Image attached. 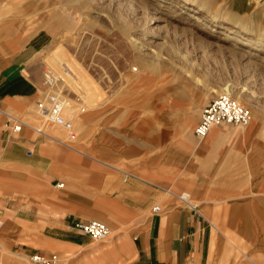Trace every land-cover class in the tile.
I'll return each instance as SVG.
<instances>
[{"label":"rangeland","instance_id":"obj_1","mask_svg":"<svg viewBox=\"0 0 264 264\" xmlns=\"http://www.w3.org/2000/svg\"><path fill=\"white\" fill-rule=\"evenodd\" d=\"M11 39L40 40L34 62L47 93L57 89L68 101L66 117L97 100L111 115L138 116L146 131L174 133L180 174L206 182L214 198L219 190L243 203L239 233H231L236 217L211 221L227 240L213 242L216 262L227 250L226 264L243 252L264 264V0H0V41ZM224 92L250 122L199 151L189 132L201 107ZM88 237L54 250L58 264L127 263L130 240ZM29 248L0 250V264H33L23 255Z\"/></svg>","mask_w":264,"mask_h":264},{"label":"crops","instance_id":"obj_2","mask_svg":"<svg viewBox=\"0 0 264 264\" xmlns=\"http://www.w3.org/2000/svg\"><path fill=\"white\" fill-rule=\"evenodd\" d=\"M40 45L39 39L23 45L0 41V250L25 245L27 260L35 252L55 253L61 260L57 251L90 241L73 223L98 219L117 240L131 241L126 264H226L227 250L215 260L213 242L227 240L212 222L236 217L231 233H239L243 203L219 196L216 188L214 198L206 182L198 187L190 174H180L171 131H146L138 116L111 115L97 100L73 120L70 138L58 126H51L55 135L49 137L29 126L12 130L9 115L33 126L42 122L37 102L48 85L45 90L44 68L34 62ZM198 120L199 115L194 124L189 115L186 126L194 124L188 140L199 151L237 132L238 126L220 124L199 139ZM172 190L187 191L196 209ZM241 256L259 264L245 252L236 253L230 264H248L236 261Z\"/></svg>","mask_w":264,"mask_h":264},{"label":"built area","instance_id":"obj_3","mask_svg":"<svg viewBox=\"0 0 264 264\" xmlns=\"http://www.w3.org/2000/svg\"><path fill=\"white\" fill-rule=\"evenodd\" d=\"M68 101L64 95L56 92L47 93L37 102V110L41 124L29 125L20 117L9 115L7 123H11L13 131H20L23 126H29L32 130L41 135H46L50 126L61 127L67 137L74 136L73 120L66 117ZM85 106L79 107V112L85 111ZM250 122V112L230 94L222 93L212 98L200 111L199 120L194 127V134L197 138H204L212 127L220 124L234 126H245ZM56 142H61L58 138ZM62 186V183L57 184ZM184 204L196 209L191 203L190 194L182 192L177 195ZM154 211L160 210L159 205H154ZM73 228L82 234L90 236L94 240H103L110 235L109 227L98 219L75 221ZM28 261L33 264H58L59 257L55 253L45 254L35 252L28 256Z\"/></svg>","mask_w":264,"mask_h":264},{"label":"bare ground","instance_id":"obj_4","mask_svg":"<svg viewBox=\"0 0 264 264\" xmlns=\"http://www.w3.org/2000/svg\"><path fill=\"white\" fill-rule=\"evenodd\" d=\"M53 90H52V92H56V93H60L57 89H54V88H52ZM226 90V89H225ZM228 90V89H227ZM229 91V90H228ZM224 93H226V92H224ZM61 94V93H60ZM228 94V93H227Z\"/></svg>","mask_w":264,"mask_h":264}]
</instances>
